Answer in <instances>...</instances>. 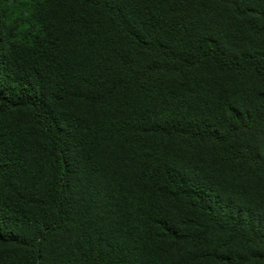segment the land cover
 Here are the masks:
<instances>
[{
	"label": "trees",
	"instance_id": "trees-1",
	"mask_svg": "<svg viewBox=\"0 0 264 264\" xmlns=\"http://www.w3.org/2000/svg\"><path fill=\"white\" fill-rule=\"evenodd\" d=\"M0 4V264H264V0Z\"/></svg>",
	"mask_w": 264,
	"mask_h": 264
},
{
	"label": "clouds",
	"instance_id": "clouds-1",
	"mask_svg": "<svg viewBox=\"0 0 264 264\" xmlns=\"http://www.w3.org/2000/svg\"><path fill=\"white\" fill-rule=\"evenodd\" d=\"M25 2H28V0H25ZM0 4H2L4 7H8L12 10L15 9V3L14 0H0Z\"/></svg>",
	"mask_w": 264,
	"mask_h": 264
}]
</instances>
